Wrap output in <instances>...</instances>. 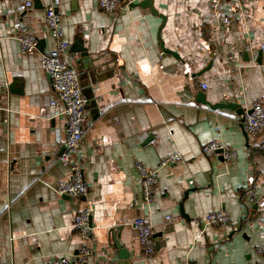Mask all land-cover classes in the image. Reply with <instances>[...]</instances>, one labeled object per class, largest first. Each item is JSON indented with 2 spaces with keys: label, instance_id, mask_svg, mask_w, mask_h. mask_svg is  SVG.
Returning <instances> with one entry per match:
<instances>
[{
  "label": "crops",
  "instance_id": "1",
  "mask_svg": "<svg viewBox=\"0 0 264 264\" xmlns=\"http://www.w3.org/2000/svg\"><path fill=\"white\" fill-rule=\"evenodd\" d=\"M28 1L33 7L22 16L17 9ZM61 1L63 38L87 100L78 163L89 192L82 199L56 192L70 171L59 161L64 107L51 105L42 69V54L55 45L48 0H0L2 263L46 264L89 246L86 264H118L122 250L131 264H264L257 252L264 247V135L243 128L253 105L264 106V0L224 2L219 13L210 0H121L117 16L96 0ZM20 20L37 51L21 52ZM227 104L239 107L215 108ZM213 141L237 158L204 156ZM174 153L180 161L158 171L145 204L136 166L156 170ZM86 208L89 240L75 228ZM221 210L230 224L206 225ZM138 218L153 225L151 256L133 228Z\"/></svg>",
  "mask_w": 264,
  "mask_h": 264
},
{
  "label": "built area",
  "instance_id": "2",
  "mask_svg": "<svg viewBox=\"0 0 264 264\" xmlns=\"http://www.w3.org/2000/svg\"><path fill=\"white\" fill-rule=\"evenodd\" d=\"M96 2L100 8L111 16L118 15L122 3L121 0H96ZM224 2L239 3L241 0H210L213 10L217 13L221 12ZM61 4V0H48L46 6L45 23L49 36L54 40L55 45L52 49L42 54V69L49 76L52 83V91L55 94V99L51 101V105L56 106L58 103L63 105L62 115L66 123L65 148L59 157V161L69 168L70 177L58 183L56 192L62 197L82 199L89 192V186L83 175V168L78 163L81 146L85 138L87 100L83 95L79 75L74 66L77 56L70 54V46L63 38L60 14ZM32 7L33 3L28 1L19 6L17 11L24 16ZM222 20L224 25H229L231 21L228 17H222ZM15 28L17 29L16 35L21 52L23 54H29L37 51L38 41L31 35L27 24L23 20H20L15 24ZM243 128L249 134L260 133L264 135L263 104L256 102L253 105L252 109L244 116ZM261 147L264 150V141ZM202 153L207 157L218 156L224 161L234 160L238 156L236 151L218 141L204 145L202 147ZM180 157L178 153L171 154L162 160L156 170H149L141 165L136 166L141 178L142 199L145 204L149 205L153 200L154 191L159 184L158 171L167 165L179 162ZM261 206L264 218V203ZM91 217V210L86 208L78 213L75 221V228L87 240L91 239L93 232ZM205 223L206 225L214 227H226L230 224V216L223 210L212 212L206 216ZM259 225L260 233L264 235V220ZM133 228L138 234L143 251L148 256H151L154 253L155 231L153 225L145 218H138L133 222ZM257 252L264 256V247L258 248ZM91 255L92 248L84 246L73 257L55 258L46 264H86ZM0 264H3L1 261V253Z\"/></svg>",
  "mask_w": 264,
  "mask_h": 264
},
{
  "label": "water",
  "instance_id": "3",
  "mask_svg": "<svg viewBox=\"0 0 264 264\" xmlns=\"http://www.w3.org/2000/svg\"><path fill=\"white\" fill-rule=\"evenodd\" d=\"M145 7H149L151 9V11H153L150 6H145ZM161 18L163 21L165 20V18L163 16H161ZM224 106H227V108H232V109H238V107H239L236 104H227V105H216L215 108H220V107H224ZM238 114H239V112H238ZM119 255H120V258H119L120 262L118 264H131V256H130V254H128V252H125L124 250H122V252H120Z\"/></svg>",
  "mask_w": 264,
  "mask_h": 264
}]
</instances>
